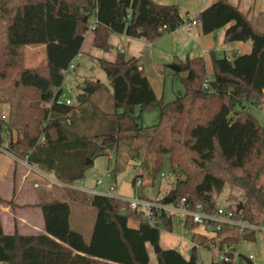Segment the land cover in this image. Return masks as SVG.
Instances as JSON below:
<instances>
[{
  "label": "trees",
  "instance_id": "1",
  "mask_svg": "<svg viewBox=\"0 0 264 264\" xmlns=\"http://www.w3.org/2000/svg\"><path fill=\"white\" fill-rule=\"evenodd\" d=\"M93 15L97 23L93 44L99 48L107 46L110 32L154 41L186 22L177 5L155 0H3L0 146L66 184L84 177L92 163H87L88 158L108 155L110 150L117 151L114 175L128 159L145 154L155 176L168 157L176 177L174 195L170 199L167 193L159 197L161 201L185 198L188 208L202 207L213 213L218 208L216 195L230 185L243 193L239 211L238 203L226 208L233 219L264 225V186L260 183L264 126L250 112L251 106L264 105V30L229 0H215L197 16L202 32L226 28L225 42L250 41L251 49L230 56L212 52V78L204 57L178 61L181 66L189 64L187 69L175 71L186 72L181 77L184 92L164 103L140 58L118 53L116 60L98 59L110 88L100 80L85 79L79 85L86 93L81 105L58 103L65 71L81 51ZM28 45H45V64L25 65L23 47ZM102 91L109 92L112 110L86 106ZM4 106L7 114L2 113ZM153 106L160 108L159 122L142 126V110ZM123 147L127 152L124 159L119 155ZM54 186L65 192L67 200L40 201L44 233L22 234L17 229L7 233L0 215V264H149L147 243H159L161 230L173 228L172 217L158 215L152 225L142 212L130 209L124 198L98 193L89 197L79 188ZM70 201L86 202L96 210L89 240L70 225ZM5 205L15 207L13 200L0 196V207ZM130 219L138 225H129ZM184 226L193 229L199 224L187 216ZM251 226L223 224L214 229L215 238L193 233L189 258L177 249H162L156 254L158 264H201L199 249L210 243L219 250L231 247L229 261L213 264L241 263L247 256L238 253L237 247L243 239L254 237Z\"/></svg>",
  "mask_w": 264,
  "mask_h": 264
},
{
  "label": "rangeland",
  "instance_id": "2",
  "mask_svg": "<svg viewBox=\"0 0 264 264\" xmlns=\"http://www.w3.org/2000/svg\"><path fill=\"white\" fill-rule=\"evenodd\" d=\"M160 3L165 4H175L180 10L181 15L187 21L188 18H193L196 16L200 6L201 0H155ZM232 3L237 5L240 10L248 13V18L253 22V24L260 30H264V0H230ZM213 2V0L211 1ZM92 20V19H91ZM216 35V34H215ZM117 38H113V43L117 44L120 42ZM92 34H86L85 41L83 44V55L78 61L74 69H69L65 73V79L63 82V92L64 96L71 98L75 105H81L78 102L77 97L80 94L81 89L79 85L85 80H100L109 86V81L104 69L100 66L98 61L99 57L111 58L115 54L116 47H111L107 49H97L91 45ZM211 40L214 42L213 46H219V53L224 52V50L232 54L233 52L237 54H242L250 51L251 44L247 46L243 42L234 41L232 44L230 42H223L218 40L217 36H212ZM123 45L124 50L128 49ZM239 48V49H238ZM143 50V49H142ZM145 52V51H143ZM23 58L26 66L36 67L46 63V52L43 45H28L23 47ZM164 72L155 75L153 67L147 65L146 72L150 75L152 86L158 97L162 99L164 103L170 102L176 98L180 93L184 92V85L181 81V77L186 74L182 71L180 73H175V71L170 68V66L164 65ZM209 73L212 70L211 63L208 64ZM82 92V91H81ZM95 99L99 102L97 103ZM95 106H92L94 105ZM97 104V105H96ZM111 101L109 99V92L102 91L98 94L96 98L88 101L86 106H92V109H97L98 111L111 108ZM99 108H98V107ZM78 108L77 110H79ZM139 107L137 112H139ZM8 112V107L6 112ZM250 112L255 116L258 122L264 126V105L260 108L257 106H251ZM160 119V108L159 106H153L142 110L140 124L142 126H153L159 122ZM138 143V142H137ZM136 143V144H137ZM119 153L120 157L127 158V152L125 147L121 149ZM145 146L143 147V153ZM0 153V157H2ZM145 154L143 157L134 160L128 159L127 163L123 164L120 169L117 170V174L114 175L116 167L117 151L110 150L108 155H100L92 160V163L87 167L84 172V177L82 179L73 182L75 188H79L88 193L91 197L93 194H104L123 198H130L134 196V192L144 193L149 197L154 196H165L167 192L173 191V187L176 181V177L171 172L170 161L168 157H165L159 171L152 175V166L145 160ZM145 163V164H144ZM144 164V184L139 189H135L133 185V178L136 176V171L132 168L135 165ZM112 171V172H111ZM110 172V173H109ZM260 183L264 186V176L261 178ZM116 184V187L112 185ZM135 190V191H134ZM4 194V191H2ZM144 195V194H143ZM243 198L242 190L230 185H225L222 191L216 195L215 200L218 208H228L229 206L235 207V205ZM73 202V223L76 225L87 223L88 218L85 217L89 214L94 215L95 209L89 206L86 202ZM84 205V206H83ZM76 207H83L81 212ZM88 207V208H86ZM183 216L176 213L172 217L173 228L171 231L161 230V241H159L160 246H175L178 248V242L180 241L179 235L183 232L185 233V238L188 240L186 244L189 247L192 246L191 239L192 230L185 228L181 225V219ZM251 226V225H250ZM197 228V227H196ZM199 228L204 229V235L208 238H215L216 231L213 230L209 225L199 224ZM85 232V231H84ZM191 248V247H190ZM152 250V258L150 264H158V260L153 254L154 248L150 247ZM238 253L245 256L254 254L256 256L255 263L264 264V230H256L255 235L252 239L244 240L237 247ZM215 254V260L219 258V251L215 243H210V246L199 249L198 257L200 258L201 264H212L213 255ZM154 255V256H153ZM215 262V261H214Z\"/></svg>",
  "mask_w": 264,
  "mask_h": 264
},
{
  "label": "crops",
  "instance_id": "3",
  "mask_svg": "<svg viewBox=\"0 0 264 264\" xmlns=\"http://www.w3.org/2000/svg\"><path fill=\"white\" fill-rule=\"evenodd\" d=\"M211 1L212 0H201V6L196 16H198L200 11H202L205 7L210 5L212 3ZM214 1L215 0H213V2ZM89 21H90V24L94 23L96 21L95 15L91 16ZM225 29L226 28H221L212 33L204 34L199 25H188V23L185 22L175 31L163 33L159 38H157L154 41H148L147 39L143 37H133V36H128L126 34L110 32L109 37H108V44L105 48H99V47L94 46L93 31H87L86 34L88 33L92 34V38L90 42H91V45L97 49L109 50L111 47L113 48L116 47L115 54L111 56V58H106V59L116 60L118 53H124V55L127 58L133 57V56L140 58V62L143 65L144 72L148 76L151 82L150 75L146 72L147 65L152 66L155 72V75L157 74L159 77L160 75H162L161 73L164 72V69H163L164 65L169 66L171 64H176L178 61H185L187 58H193V57H199V56L204 57L206 61V67L208 70V74L210 78H212L213 73H214V67L212 63V56H213L212 52L213 54L217 56H220L223 54L230 56L235 53L233 52L232 54H229L224 50L222 54V53H219L220 49L222 48H220L218 45L215 47L213 46L214 42L211 40L212 36H217L218 40L225 42L224 41ZM86 34H85V37H86ZM116 35L119 36L118 39L120 40V42H117V44L113 43V38H117ZM248 42L251 44L250 41L243 42V43H245V45L247 46L249 44ZM124 44H126L125 46L127 47L128 52L127 50H124L123 48ZM228 44H232V42ZM43 46L45 48V45ZM83 52L84 50L82 46V49L80 51V59H81V56L83 55ZM209 62L211 63V67H212V70L210 73L208 69ZM184 73L186 74V72ZM62 89H63V86H62ZM156 95L158 97L157 93ZM137 108H136V111H137ZM6 110H7V106H4L3 111L6 112ZM1 155L3 156L0 157V196L6 200H13L15 203V207H12L10 205H5V206L0 207V215H1L3 228L5 232L13 233L17 229L22 234L31 235V234L44 233L45 232V222H44L43 211L40 206V201L48 200L52 198H59L62 200L64 199L67 200L65 192L62 189L56 188L54 185L52 186L48 185V182L45 179H42L38 173L30 171L29 169L21 165L18 161H16L15 159L10 157L6 153L1 152ZM48 173L52 174L51 172H48ZM35 183H39V185L36 187L34 186ZM115 187H116V184H115ZM2 191H4V194L2 193ZM140 191L142 190L140 189ZM144 191H142V194H144V196H148L144 193ZM135 193L136 192H134V194ZM154 197H159V196H154ZM69 203L71 207V213H70L71 227L73 229L80 231L84 235L85 239L89 240L91 237L93 225L95 222L96 211L94 215L88 214L85 217V219L88 218V221L87 223L85 222L84 226L82 224L76 225L73 223V220H72L73 219V208H74L72 205L73 202L70 201ZM76 209H78L81 212H84L83 207H76ZM129 225L136 227L138 225V221L130 219ZM204 229L201 230V228L197 226V228L195 227L191 230H192V234L193 233L205 234ZM184 236H185L184 232L181 235H179L180 241L177 244L178 248L175 246H161V248L162 249H169V248L177 249L185 256V258H189V252L191 249L190 247L192 246L189 247V250L187 252L188 246L186 244V241L188 240ZM160 241H161V234H160ZM189 241L192 242V238ZM192 245H193V242H192ZM150 247H151V244L147 243V249H148V253H149L150 261H151L152 250L150 249ZM153 254H155L156 256L157 253L153 252ZM214 261L216 262L215 254L213 255L212 264ZM110 264H117V263L111 262Z\"/></svg>",
  "mask_w": 264,
  "mask_h": 264
},
{
  "label": "built area",
  "instance_id": "4",
  "mask_svg": "<svg viewBox=\"0 0 264 264\" xmlns=\"http://www.w3.org/2000/svg\"><path fill=\"white\" fill-rule=\"evenodd\" d=\"M197 16L188 19L186 22L188 25H197ZM96 21L89 25L88 31H93L96 28ZM80 60V53L70 62L68 68L66 69H74ZM65 71V73H66ZM207 85V80L205 82ZM58 103H65L68 105L74 104L71 98L65 97L64 92L57 99ZM3 119H7V115H2ZM0 149L3 153H6L16 161H18L21 165L26 167L32 172H36L42 179H45L48 182V185H58V186H71L74 187L73 184H66L58 179L53 174H49L47 171L40 169L39 167L31 164L26 157H18L13 154L11 151L6 149L5 147L0 146ZM136 171V178L134 180L135 188L139 189L144 184V169L142 165H135L132 167ZM39 183H35L34 186H38ZM97 194V193H95ZM127 201L128 206L132 210H136L137 212H142L144 214L145 219L148 223L154 225L156 223V217L158 215L164 214L167 217H173L174 214L179 213L183 216L181 219V224L184 226L186 217H190L193 222L198 224H206L209 225L213 230L220 229L223 224L230 225H240L241 227L250 226L249 224L241 221L236 222L232 217V211L227 210L225 208H217L213 213L206 212L202 207H198L197 209H190L186 205L185 198H182L179 202H170L164 203L159 199V197H148L144 196L141 193H135L133 197L124 198ZM251 228L256 230H264V225H253ZM201 249V248H200ZM231 249L229 246H224L223 250H219V258L216 262L219 261H229L230 257L228 251ZM256 256L254 254H250L243 262H237V264H258L255 263ZM235 261V259H233Z\"/></svg>",
  "mask_w": 264,
  "mask_h": 264
},
{
  "label": "water",
  "instance_id": "5",
  "mask_svg": "<svg viewBox=\"0 0 264 264\" xmlns=\"http://www.w3.org/2000/svg\"><path fill=\"white\" fill-rule=\"evenodd\" d=\"M2 3H3V0H0V7H2ZM197 19H198V17H197ZM117 61H118V62H121L122 60H121V59H118ZM169 66H170V68H172L174 71H181L182 68H183V69H187V68L189 67V64L186 63V64H184L183 66H181V65H179V64H171V65H169ZM85 96H86V93H85V92H81V93L78 95V97H77L78 102H79V103H82V102L84 101V97H85ZM90 161H92V159L88 158L87 163H89ZM173 195H174V192H173V191H170V192L166 195V197L171 199V198H173ZM241 206H242V203H239V204H238V207H237L238 211L240 210ZM153 248H154L155 253H159V252L162 250V248H161V246H160L159 243L153 245Z\"/></svg>",
  "mask_w": 264,
  "mask_h": 264
}]
</instances>
